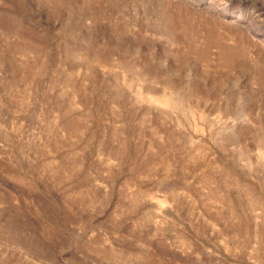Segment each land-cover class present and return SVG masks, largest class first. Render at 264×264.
Returning a JSON list of instances; mask_svg holds the SVG:
<instances>
[{
    "label": "rangeland",
    "instance_id": "1",
    "mask_svg": "<svg viewBox=\"0 0 264 264\" xmlns=\"http://www.w3.org/2000/svg\"><path fill=\"white\" fill-rule=\"evenodd\" d=\"M0 264H264V0H0Z\"/></svg>",
    "mask_w": 264,
    "mask_h": 264
},
{
    "label": "bare ground",
    "instance_id": "2",
    "mask_svg": "<svg viewBox=\"0 0 264 264\" xmlns=\"http://www.w3.org/2000/svg\"><path fill=\"white\" fill-rule=\"evenodd\" d=\"M154 100V99H153ZM161 101H162V98L160 99ZM152 101V100H151ZM164 101H166L165 100V98H164ZM164 101H162L161 103H163ZM155 102V101H154ZM156 105V104H155ZM157 106H158V104H157ZM227 172L225 171V174H226ZM221 175H223V174H221ZM227 175V174H226ZM233 176V175H232ZM231 176V177H232ZM219 177V176H218ZM223 177V176H222ZM225 178V177H224ZM234 178V177H233ZM225 180V179H224ZM222 182V181H221ZM241 182V181H240ZM230 183V182H229ZM239 182H237V184H238ZM242 184V183H241ZM236 185V184H235ZM245 185V184H244ZM242 186V185H241ZM245 187V186H244ZM247 188V187H246ZM252 192H253V190H252ZM133 255V254H132Z\"/></svg>",
    "mask_w": 264,
    "mask_h": 264
}]
</instances>
